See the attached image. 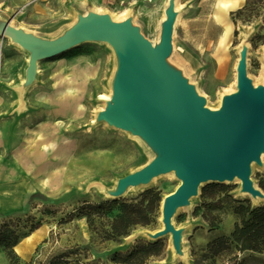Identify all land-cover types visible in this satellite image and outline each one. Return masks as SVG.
Here are the masks:
<instances>
[{
	"label": "rangeland",
	"instance_id": "374dc122",
	"mask_svg": "<svg viewBox=\"0 0 264 264\" xmlns=\"http://www.w3.org/2000/svg\"><path fill=\"white\" fill-rule=\"evenodd\" d=\"M219 1L0 0V178L25 180L30 191L43 197L33 200L38 205L34 211L28 205L18 212L22 219L33 215L43 224L30 264H45L76 247L80 260L86 256L94 264H108L111 252L126 250L137 240H155L161 230L160 206L154 226L138 227L119 243H100L85 219L70 215L83 202L130 200L148 189L159 191L162 201L175 192L181 179L169 170L145 185H127L117 196L110 195L108 190L119 180L138 174L160 156L136 129H125L110 118L122 59L101 39L50 57L35 56L27 43H53L89 15H106L115 23L129 24L157 48L171 20V51L163 73L185 82L215 112L238 91L239 61L244 60L253 87H264V0L237 19L231 13L247 0H233L227 10L219 7ZM101 95L112 99L102 100ZM249 178L257 188L254 197L243 192L235 179L202 183L197 195L171 218L178 235L160 237L165 251L149 264H223L227 258H210L206 246L216 237H228L237 218L227 205L220 210L212 206L223 196L209 187L225 186L234 199L246 200L252 207L264 204L259 188L264 151L258 162L250 164ZM209 215L220 221L214 230L206 221ZM4 220L0 216V223ZM74 258L70 256L68 263L73 264ZM239 258L264 264V254L245 252Z\"/></svg>",
	"mask_w": 264,
	"mask_h": 264
},
{
	"label": "water",
	"instance_id": "95a60500",
	"mask_svg": "<svg viewBox=\"0 0 264 264\" xmlns=\"http://www.w3.org/2000/svg\"><path fill=\"white\" fill-rule=\"evenodd\" d=\"M172 27L169 20L159 47L154 48L129 24L115 23L106 15H89L53 43H27L35 56L50 57L84 41L101 39L122 59L110 118L125 129H136L160 152L141 172L125 180L145 184L158 173L175 170L183 181L167 199L164 230L155 238L178 235L171 218L197 195L202 183L237 178L243 192L256 196L249 166L264 151V87H253L244 60L237 65V93L212 112L185 82L163 73V62L171 51Z\"/></svg>",
	"mask_w": 264,
	"mask_h": 264
},
{
	"label": "trees",
	"instance_id": "16d2710c",
	"mask_svg": "<svg viewBox=\"0 0 264 264\" xmlns=\"http://www.w3.org/2000/svg\"><path fill=\"white\" fill-rule=\"evenodd\" d=\"M262 1L247 0L242 9L231 15L237 19L245 11L254 10V6L259 7ZM209 188L216 191L215 195L223 196L218 197L212 206L218 210L222 209L223 205L229 206L237 221L228 237L219 236L207 244V255L213 259L225 256L227 260L223 264H248L245 258H239L240 254L245 252L264 254V204L252 207L246 200H236L225 186L212 185ZM259 188L264 193V180L260 181ZM37 198L42 199L43 197L38 193L30 195L28 205L31 209L37 208V205L33 204V200ZM160 202V192L148 189L130 200L111 199L98 203L83 202L76 209V214L70 215V218L85 219L89 232L100 243H119L138 227L154 226L157 223ZM40 213L44 212L40 211ZM0 216L5 219L0 223V251L5 252L11 264H18L19 259L14 248L23 237L31 234L41 225V220H36L33 215H26L22 219L18 216V212ZM206 221L211 230L216 229L220 222L218 217L213 215H209ZM22 231L24 232L21 233ZM165 248L166 244L160 237L153 241L137 240L126 250L111 252L108 264H149L152 260L161 258ZM79 250L76 247L45 264H69L67 260L72 255L75 256L73 264H94L86 256L80 260Z\"/></svg>",
	"mask_w": 264,
	"mask_h": 264
},
{
	"label": "crops",
	"instance_id": "0c3cea01",
	"mask_svg": "<svg viewBox=\"0 0 264 264\" xmlns=\"http://www.w3.org/2000/svg\"><path fill=\"white\" fill-rule=\"evenodd\" d=\"M25 180H6L0 178V200L11 201L12 198L18 196V201L7 207H0V215H7L24 210L28 206V199L30 195L34 192L30 191L28 184L26 188L22 187ZM27 183V182H26ZM38 206V205H37ZM34 211V209H32ZM43 224L37 227L35 231L31 234L23 237L16 247L14 252L19 259L18 264H27L30 263V259L37 245L38 232L42 229ZM0 264H11L5 254V252L0 251Z\"/></svg>",
	"mask_w": 264,
	"mask_h": 264
},
{
	"label": "bare ground",
	"instance_id": "6f19581e",
	"mask_svg": "<svg viewBox=\"0 0 264 264\" xmlns=\"http://www.w3.org/2000/svg\"><path fill=\"white\" fill-rule=\"evenodd\" d=\"M233 0H220L219 2H218V5H219V7L220 8H222V9H224V10H227V9H231L232 7H233ZM114 18H112V21L114 22ZM226 37H227V32H225L224 34H223V41L226 39ZM100 98L102 99V100H106V101H111V99H112V96L111 95H108V96H106V95H101L100 96ZM154 177L155 176H152L151 177V179L153 178L154 179ZM150 179V180H151ZM149 180V181H150ZM235 180H237L239 183H240V185H241V181L239 180V179H237V178H235ZM152 181V180H151ZM183 183V181L181 180V184ZM26 182H23V184H22V187L24 188H26ZM128 185V187H131V188H135V187H139V186H142V184H139V185H132V184H130L129 183V180H119L118 182H117V187L116 188H114L113 190H108L109 191V194L110 195H112V196H117L119 193H121L123 190H124V188L126 187ZM143 185H145V184H143ZM253 188L255 189V191H257V188H256V186L255 185H253ZM168 197L169 196H166L165 198H163L162 199V201H161V205H160V221H161V230L159 231V232H161V231H163L164 230V227H163V223H162V214H163V211H164V209H165V207H166V205H167V199H168ZM18 201V196H16L15 198H12V200L11 201H4V200H0V207H7V206H10V205H12V204H14V203H16ZM178 209V208H177ZM171 225H172V222H171ZM159 232H157V233H159Z\"/></svg>",
	"mask_w": 264,
	"mask_h": 264
}]
</instances>
